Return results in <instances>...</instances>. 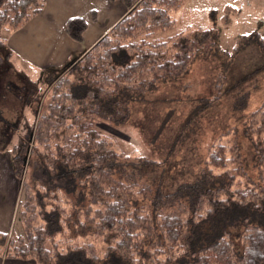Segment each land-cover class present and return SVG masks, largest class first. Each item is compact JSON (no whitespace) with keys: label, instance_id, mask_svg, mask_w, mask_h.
<instances>
[{"label":"trees","instance_id":"16d2710c","mask_svg":"<svg viewBox=\"0 0 264 264\" xmlns=\"http://www.w3.org/2000/svg\"><path fill=\"white\" fill-rule=\"evenodd\" d=\"M120 1L124 15L75 61L42 80L33 136L0 126V148L22 181L18 230L0 231V255L35 264H264V167L256 164L259 174L252 175L234 136L215 139L206 157L228 172L226 183L203 179L163 193L121 177L122 165L153 161L100 133L96 116L127 119L131 98L184 72L199 52L216 46V34L199 26L155 35L174 27L187 0ZM43 5L0 0V28L9 34ZM86 24L72 16L66 33L81 41ZM256 38L264 48V35ZM247 125L260 161L264 100ZM72 183L88 196L86 204L66 193Z\"/></svg>","mask_w":264,"mask_h":264},{"label":"rangeland","instance_id":"374dc122","mask_svg":"<svg viewBox=\"0 0 264 264\" xmlns=\"http://www.w3.org/2000/svg\"><path fill=\"white\" fill-rule=\"evenodd\" d=\"M240 10L239 15L232 14L227 3L217 0H187L175 13L176 25L155 33L166 37L203 26L215 31L216 46L199 52L180 75L161 79L131 98L127 119L116 122L96 116L100 133L153 161L122 165L120 175L163 193L203 179L226 183L228 172L206 161L211 143L225 135L239 141L247 168L252 175L259 174L256 164L264 167V145L259 161L244 130L251 112L264 100V48L256 38L264 35V7ZM9 34L0 28V126L28 138L35 132L42 106V80L62 68L37 69L22 61L3 46ZM69 186L66 193L86 204L85 192L77 184Z\"/></svg>","mask_w":264,"mask_h":264},{"label":"crops","instance_id":"0c3cea01","mask_svg":"<svg viewBox=\"0 0 264 264\" xmlns=\"http://www.w3.org/2000/svg\"><path fill=\"white\" fill-rule=\"evenodd\" d=\"M217 1L227 3L232 9V14L237 15L241 13L239 8L244 6L264 7V0ZM43 2L40 12L10 32L5 39V45L10 52H14L22 61L34 64L37 69L65 68L93 45L127 11V7L120 0H43ZM72 16H81L87 22L81 41L72 39L66 33V21ZM10 156L0 148V231L8 235L18 230L16 214L21 191V182L17 180L12 170ZM23 263L35 264L31 259L8 257L5 253L0 255V264Z\"/></svg>","mask_w":264,"mask_h":264}]
</instances>
